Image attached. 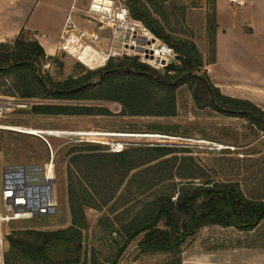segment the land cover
Returning <instances> with one entry per match:
<instances>
[{"label": "trees", "instance_id": "1", "mask_svg": "<svg viewBox=\"0 0 264 264\" xmlns=\"http://www.w3.org/2000/svg\"><path fill=\"white\" fill-rule=\"evenodd\" d=\"M127 2L133 17L176 49L178 62L167 66L165 72L140 61L138 56H126L117 61L110 58L98 68L80 63L79 72L59 79L45 65L48 60L55 61L62 73L64 60L48 55L37 39L19 35L14 41L0 42V93L46 100L32 106L33 112L41 114H110L107 106L80 103L107 100L119 102L123 115L172 116L178 111V89L188 85L196 107L247 117L264 130V110L251 100L223 93L215 85L203 69L204 56L197 43L169 32L158 16L163 12L155 0ZM213 4L214 23L209 32L213 37L214 59L216 0ZM176 151L156 146L73 157L74 163L83 156L93 174L87 177V182L70 184L71 225L57 230L33 229L25 237L9 236L12 254L43 264H102L95 254L91 263L88 255L82 259L81 242L73 257L57 259L52 251L53 246L62 242L80 240L83 229L89 226L85 206L113 207L114 217L106 215L104 220L109 235L116 234L112 237L115 250L111 264H118L140 235L143 237L139 241V256L163 252L181 262L183 244L203 227L220 225L251 231L260 225L264 220L263 198L247 196L238 180L197 181L207 174L199 173V167L190 166L188 173H182L184 160L195 166L194 159L179 156ZM136 168L140 169L129 177ZM92 177L103 181L97 185ZM176 177L185 180L176 181ZM123 185L124 190L116 196ZM5 262L11 264L10 252L5 255Z\"/></svg>", "mask_w": 264, "mask_h": 264}, {"label": "rangeland", "instance_id": "2", "mask_svg": "<svg viewBox=\"0 0 264 264\" xmlns=\"http://www.w3.org/2000/svg\"><path fill=\"white\" fill-rule=\"evenodd\" d=\"M20 1L0 0V42L14 41L19 35L36 39L31 31L20 28V21L24 13L20 10ZM116 1L129 7L127 0ZM213 1L215 0H155L163 12L158 16L169 32L174 36L193 39L197 43L204 56V70H207V63L213 59V37L209 32L210 26H213L214 23ZM89 2L90 0H84L86 6ZM246 6L245 8L248 9L251 7L263 8L260 13H264V0H254L253 3H248ZM115 45L117 46V43ZM56 56L64 60L62 73L55 61L48 60L45 67L54 76L63 79L71 73L79 72L80 63L88 68H98L104 66L110 58L117 61L126 56L136 55L128 54L127 51L123 54L110 55V57L106 54L105 64L93 65L95 67L85 64L69 53L61 52ZM166 68L163 67L158 70L165 72ZM3 89H7V87L4 86ZM0 97L12 99L14 104L12 108L0 114V190L4 186L8 173V169L5 170L6 166L49 163L50 165L53 164L56 178V211L40 214L32 219L14 221L8 228L4 248L5 255L7 252L11 253V264L43 263L12 254L9 236L25 237L33 229L57 230L71 225L70 184L87 182V177H91L93 174L88 169L83 156L74 163L71 162L72 158L77 155L113 152L110 142L122 139L114 135L56 134L59 132L56 130L163 134L164 138L154 139L150 145L131 144L123 150H137L156 146L176 148L175 153L179 156H192L194 159L195 166L189 165V160H184L183 167L186 166L182 173H188L190 166L199 167L201 170L199 173L202 175L207 173L206 176L195 179L197 181H204L208 178L238 180L243 189L248 191L250 180H259V177L264 173V130L247 117L228 116L214 109L196 107L192 91L188 85H183L178 89V111L176 115L172 116L123 115L121 114L122 105L119 102L107 100H86L80 103L107 106L112 111L110 114H41L33 112L32 106L37 102L46 100L23 98L5 93H0ZM23 104L27 105L24 106ZM31 128L48 129L54 132L52 134L39 131L34 133L30 131ZM216 143H221L223 146L219 147L220 149L215 148L214 144ZM96 145H100V147L94 149ZM140 168L134 169L129 177ZM92 179L97 181V185L103 181L99 182V179L93 177ZM175 180L182 181L185 179L176 177ZM123 190L124 185L116 196ZM151 194L149 193L150 197ZM112 208L110 205L104 206L102 209L85 206L89 226L83 229L80 240L75 243L62 242L53 246L52 251L55 257L57 259L73 257L76 254L75 249L81 242L82 259L88 255L89 263H91L95 254L100 263L111 264V259L114 257L112 253L115 250L112 237L116 234L109 235L110 233L105 230L104 220L106 215L114 217ZM119 210L122 209L119 208ZM254 232L256 236L264 237V220ZM254 232L249 233V231L240 230L236 227L220 225L203 227L183 244L182 253L179 255L182 259L181 262L175 257H171L169 253L163 252L139 256V241L143 237L140 235L119 258L118 264H215L210 260L214 253L213 249L239 248L243 244L253 242L251 236L253 237ZM241 256L240 254L235 256L234 261L243 264L246 258ZM223 259H229V257L226 256ZM261 260L264 263V257H260L257 261L255 260L254 264H260ZM226 262L224 260L221 264Z\"/></svg>", "mask_w": 264, "mask_h": 264}, {"label": "crops", "instance_id": "3", "mask_svg": "<svg viewBox=\"0 0 264 264\" xmlns=\"http://www.w3.org/2000/svg\"><path fill=\"white\" fill-rule=\"evenodd\" d=\"M20 2V10L24 12L20 28L31 31L48 55L69 53L95 67L93 65H104L105 55L115 49L112 29L86 17L82 11L86 7L84 0ZM253 2L246 0L241 5L230 0H216L215 53L206 68L223 93L251 100L264 110V13H260L263 8H245ZM69 15H72L76 27L67 31ZM81 31L87 33L83 38H79ZM94 35L98 38L93 39ZM250 181L249 190L244 189L246 195L264 199V173L259 180ZM251 239L253 242L239 248L213 249L210 260L215 264H221L224 260L227 262L223 264H239L233 258L240 254L246 258L243 264H254L258 258L264 257V237L256 236L254 232ZM226 256L229 259H223ZM260 264H264L263 260Z\"/></svg>", "mask_w": 264, "mask_h": 264}, {"label": "built area", "instance_id": "4", "mask_svg": "<svg viewBox=\"0 0 264 264\" xmlns=\"http://www.w3.org/2000/svg\"><path fill=\"white\" fill-rule=\"evenodd\" d=\"M230 1L241 5L246 3V0ZM73 8H76L75 5ZM82 11L86 17L112 29L113 40L117 46L115 45V49H111L108 53L109 57L127 51L128 54L138 56L141 61L156 69L167 67L177 61L176 49L161 39L143 21L133 17L129 7L118 3L116 0H90ZM75 27L72 15H69L66 30L70 31L71 28ZM86 35L85 31H81L79 38ZM63 37L65 36L63 35ZM92 38L97 39L98 36L94 35ZM118 48L121 49V52ZM23 105L26 106L27 104ZM13 106L12 99L0 97V114ZM120 133L114 136L122 138L121 140L110 142L113 152H120L131 144L150 145L154 139L164 138L163 134L151 132ZM214 147L219 148L216 144ZM7 172L4 186L0 190V264H6L4 247L11 223L50 213L56 206V178L53 164L45 163L44 177H42V170L39 168L12 167Z\"/></svg>", "mask_w": 264, "mask_h": 264}, {"label": "bare ground", "instance_id": "5", "mask_svg": "<svg viewBox=\"0 0 264 264\" xmlns=\"http://www.w3.org/2000/svg\"><path fill=\"white\" fill-rule=\"evenodd\" d=\"M86 48V47H85ZM92 49V48H91ZM88 50V49H87ZM90 51V50H89ZM83 52V51H82ZM88 53V52H87ZM86 53V54H87ZM79 54V53H78ZM85 54V55H86ZM89 54V53H88ZM89 56V55H88ZM84 58V57H83ZM86 58V57H85ZM82 59V58H81ZM88 59V58H87ZM87 60H83V62H86ZM94 62V61H93ZM92 62V63H93ZM91 63V62H90ZM85 64H88V63H85ZM91 65V64H90ZM30 131L31 132H34V133H37L38 131L39 132H43V133H50V134H52L54 131H49L48 129H36V128H31L30 129ZM56 131H59V132H57L56 134H89V135H94V134H96V135H118V134H121L120 132H108V131H106V132H104V131H83V130H81V131H76V132H71V131H68V130H56ZM209 142V141H208ZM212 144V143H211ZM216 145H218L219 147H222L223 145L221 144V143H216Z\"/></svg>", "mask_w": 264, "mask_h": 264}, {"label": "water", "instance_id": "6", "mask_svg": "<svg viewBox=\"0 0 264 264\" xmlns=\"http://www.w3.org/2000/svg\"><path fill=\"white\" fill-rule=\"evenodd\" d=\"M12 167H15V168L20 167L23 169L39 168L42 170V177L45 176V163H34V164H22V165L6 166L5 170L12 168ZM55 211H56V207L51 212H55Z\"/></svg>", "mask_w": 264, "mask_h": 264}]
</instances>
